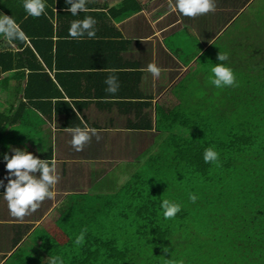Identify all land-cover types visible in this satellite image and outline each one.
<instances>
[{"label":"trees","instance_id":"16d2710c","mask_svg":"<svg viewBox=\"0 0 264 264\" xmlns=\"http://www.w3.org/2000/svg\"><path fill=\"white\" fill-rule=\"evenodd\" d=\"M44 3L45 13L38 18L1 5L28 40H6L0 47V79L7 83L9 74H2L14 72V92L21 94V102L39 110L41 105L52 108L53 101L57 111L59 104L66 105L63 126H82L71 102L93 97L77 90L84 75H104L118 67L110 62L108 43L121 32L113 28L109 34L96 32L94 39H72L71 23L88 11L73 16L65 0ZM92 14L109 18L102 11ZM253 26L219 35L201 54L202 75L185 80L177 101L158 104L157 130L167 135L160 152L148 158L147 170L123 186L119 201L101 210L99 220L54 223L25 261L50 264L59 257L62 264H264V27ZM218 53H227L228 59L218 61ZM217 63L233 70L238 86L211 84V68ZM5 113L0 109L4 127L18 117ZM209 147L219 153L218 165L204 162ZM190 193L197 196L195 203ZM164 199L181 205L175 218H163ZM85 229L84 243L78 246L75 238Z\"/></svg>","mask_w":264,"mask_h":264},{"label":"crops","instance_id":"0c3cea01","mask_svg":"<svg viewBox=\"0 0 264 264\" xmlns=\"http://www.w3.org/2000/svg\"><path fill=\"white\" fill-rule=\"evenodd\" d=\"M253 2L215 0V12L192 18L171 12L167 0H88L86 16L98 18L95 31L109 34L117 28L121 36L112 34L108 43L110 62L118 66L111 69L117 71L84 75L77 90L93 97L77 100L76 105L71 102L77 118L83 117L100 137L93 136L79 152L71 146V134L63 126L66 105L59 104L57 111L53 101L52 108L41 105L39 110L21 102V94L14 92V72L2 74H9V80L0 79V109L18 117L5 127L0 125V264H31L24 258L37 252L40 238L47 237L54 223L82 217L99 220L101 210L119 201L123 186L135 173L147 170L148 158L160 152L167 135L157 130L158 104L180 99L185 80L202 75L196 68L201 54L230 26L263 28L244 20ZM6 3L10 11L24 10L23 0ZM101 11L108 14L107 20L92 14ZM0 14L7 15L1 3ZM5 43L0 37V47ZM153 62L162 70L158 78L145 71ZM109 75L117 77L115 93L107 91ZM13 148L55 161L59 176L55 200L46 199L22 221L11 216L4 199L8 173L3 156L11 157Z\"/></svg>","mask_w":264,"mask_h":264},{"label":"clouds","instance_id":"9594fccd","mask_svg":"<svg viewBox=\"0 0 264 264\" xmlns=\"http://www.w3.org/2000/svg\"><path fill=\"white\" fill-rule=\"evenodd\" d=\"M171 12H179L186 17H197L209 12L216 11L215 0H167ZM88 0H65L69 5L67 11L73 16L80 12L88 11L86 4ZM44 0H23L25 12L34 18H38L45 13ZM96 20L91 16H86L81 20H75L68 29V36L72 39L80 40L85 36L89 39L96 37L95 31ZM0 37L6 39L10 44L16 41L21 43L28 40L27 35L15 22L7 15L0 14ZM218 61H226L227 53H218ZM110 73H115L116 69H108ZM145 71L151 73L153 78H158L161 69L153 63H149ZM212 75L209 80L216 88L238 86L236 77L230 67L223 63H217L211 68ZM105 83L108 85L107 91L115 93L119 84L115 75H109ZM73 111H76V109ZM77 113V112H76ZM81 126L67 127L66 131L71 134L70 144L77 152L82 151L84 146L89 143L93 136L99 140V135L95 128L90 127L83 117H80ZM10 147V146H9ZM12 155L9 157L4 154L3 159L6 162L7 185L5 186L4 199L11 216L18 220H23L25 216L37 211L40 204L47 200H55L57 195L55 187L59 182V176L56 171L55 161H49L35 157L32 153L18 148L11 149ZM205 163H219V153L214 147L206 148L203 154ZM38 174V175H37ZM14 177V178H13ZM3 181H0L2 184ZM189 200L196 202L197 196L189 194ZM164 219H173L181 211V205L164 199L161 203ZM87 230H83L75 238V244L80 246L84 243V236ZM167 252V250H165ZM62 264L59 257L50 260V264ZM182 264V262H181Z\"/></svg>","mask_w":264,"mask_h":264},{"label":"rangeland","instance_id":"374dc122","mask_svg":"<svg viewBox=\"0 0 264 264\" xmlns=\"http://www.w3.org/2000/svg\"><path fill=\"white\" fill-rule=\"evenodd\" d=\"M7 0H0V3L2 6H4L5 8H8L7 5ZM246 15L244 16V14L242 13L240 15V17L244 16V20H250V21H254L255 23L259 24L261 27H264V0H255V2H253L248 8H247V12L245 13ZM240 21H242V19L240 18ZM236 24H241V22H237ZM254 26L256 27V25L254 24ZM253 26V27H254ZM235 26H230L226 31H232L234 30ZM240 32H243V30H240ZM226 32V34H227ZM225 34V35H226ZM207 59V58H206ZM196 68L199 70L203 69V64L201 61H199L196 64ZM7 112V111H5ZM7 114V113H5ZM127 183V182H126Z\"/></svg>","mask_w":264,"mask_h":264}]
</instances>
